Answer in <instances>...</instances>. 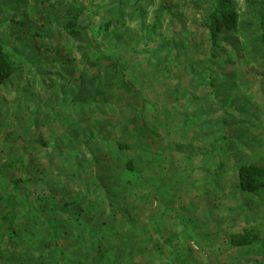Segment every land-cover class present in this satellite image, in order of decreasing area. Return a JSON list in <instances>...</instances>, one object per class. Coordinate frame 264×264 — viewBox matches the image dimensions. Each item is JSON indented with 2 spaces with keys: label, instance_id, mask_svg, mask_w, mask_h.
I'll use <instances>...</instances> for the list:
<instances>
[{
  "label": "rangeland",
  "instance_id": "1",
  "mask_svg": "<svg viewBox=\"0 0 264 264\" xmlns=\"http://www.w3.org/2000/svg\"><path fill=\"white\" fill-rule=\"evenodd\" d=\"M22 1L16 11L13 0H0V40L10 42L5 52L15 66L13 76L0 85V264L98 262L95 244L104 247L101 232L108 234L100 229L110 212L104 206L116 202L120 185L110 166L102 164L108 157L117 160L118 173L124 162L136 159L144 167L147 158L152 178L167 169L177 172L170 190H159L152 204L147 196H154V186L147 188L136 177L144 174L141 165L127 172L129 196L121 203L137 214L134 224L140 232L141 223L153 214L155 230L166 234L159 228L165 219L158 203L170 199V236L178 235L179 242L165 261L175 255L180 263L264 264L255 249L227 247L230 236L244 227L261 229L264 236V189L242 193L235 177L240 165L264 167L262 67L244 63L240 44L245 38L224 31L209 55L207 31L196 29L198 21L188 17L192 0H178L182 19L173 25L179 30V50L164 51L165 43L150 50L162 58L169 54L177 65L164 77L154 68L158 57L150 59L147 47L132 55L121 31L98 40L88 31L71 38L60 29L64 7L26 0L23 9ZM116 1L103 3L105 17L117 11L127 22H151L162 3L169 7V17L173 14L172 0ZM231 1L239 11L253 9L257 2ZM84 50L100 55L101 61L110 52L131 57L130 70L159 89L176 114L169 137L137 138L125 120L149 112L139 106L138 96L117 89L110 69L88 70L80 58ZM203 56L210 62L206 68L197 63ZM96 163L101 164L91 170ZM77 191H84L87 202H73ZM141 196L145 203L137 199ZM62 244L72 249L69 255L61 253Z\"/></svg>",
  "mask_w": 264,
  "mask_h": 264
},
{
  "label": "trees",
  "instance_id": "2",
  "mask_svg": "<svg viewBox=\"0 0 264 264\" xmlns=\"http://www.w3.org/2000/svg\"><path fill=\"white\" fill-rule=\"evenodd\" d=\"M41 1L43 4H49L50 7H54L55 9L61 8V6L64 7L65 10L62 11H64L65 22L60 29L71 38L79 37L88 31L91 38L98 40L105 34L118 30L123 34L125 46L131 48L132 55L138 53L142 47H147L149 51L154 46L161 47V43H165L166 45L163 48L164 51L179 50L176 43L179 30L175 27V24L173 25L174 19H182L179 11L178 13L176 12L178 0L175 2L172 0V4H169L170 12L173 13L170 17L166 12L169 10V7L165 3H162L159 11L153 14L151 22H147L145 19L143 21L130 20L127 22L125 19L120 18L117 11H113V14L108 15L109 17H105L102 11V7H104L103 3L108 1V6L112 0H89V2L86 0ZM124 1L117 0L116 2L122 5ZM12 4L14 6L15 4L17 5L16 11H18V7L20 6L19 0H13ZM21 4L23 5V9H25L27 1L24 0ZM188 5L190 7H187V9H191L190 11L192 12L188 17L191 16L198 21L196 29L207 31L206 37L209 44V55L213 54L222 32L227 31L242 35L245 38L244 42L240 44L241 50L244 52L242 53L244 63H258V66L262 67L260 71L261 77L259 76L260 81H264V0H257L256 4L253 5V9L245 6L244 10L240 11L235 9L231 0H192L188 2ZM204 5L206 8H202ZM171 6L173 7L171 8ZM203 9H206V12H203ZM250 17H252V20H250ZM26 19L28 18H25L23 21ZM93 19H95L94 22H92ZM163 20L164 23L165 21L167 23L164 24ZM166 32L170 36L166 37ZM164 39H170V41L166 42ZM9 46L10 42L2 43L0 40V85L5 84L15 72V66L9 55L5 52V49ZM149 54H152L150 59L158 57L155 53H151V51ZM206 57L208 56L197 58L199 67L206 68L209 65V59ZM80 58L84 61L83 63L86 68L91 71L99 70L104 65L105 67L103 68L111 70L119 91L127 96H138L137 101L140 103L139 106L146 108L149 112L148 115L141 118L131 115L125 120L126 124L135 132L137 138L150 140V137L156 134H164L169 137L170 126L175 121L176 114L170 103L165 102L159 89L154 85L147 84L142 77L137 76L130 70L128 64L131 57L126 56L124 52H110L101 61L102 57L100 55L98 56L96 53H89L84 50ZM157 60L160 61L154 68L164 77H169L170 69L177 66L176 64H172V61L170 62L169 54L163 58L158 57ZM226 142L229 143V140H226ZM106 160L102 164L110 166L108 170L113 173L117 180L120 177L118 168L115 166L117 160L114 157L112 159L108 157ZM149 161L152 160L147 158V164L143 167V163L136 162V159L128 160L124 162L123 169L126 173L135 172L141 165L144 174H137L136 177L147 188L152 189L150 186H154V196H147L150 197L148 199L150 202L148 203L152 204L153 200L151 198L156 197V193L159 190L166 189L169 191L171 187L168 185L170 179H174L178 175L176 171L170 173L167 169L161 176L152 178L153 170L148 171ZM97 164L101 163H96L91 170L95 171ZM137 172L140 173L139 171ZM235 177L238 190L242 193L248 194L264 189V167L261 165H240L236 170ZM21 180L18 178L12 182L14 190ZM120 180L123 181V176ZM179 181L182 183V178L178 180L180 184ZM128 186L127 184L124 188L119 189V192L116 193V202L114 204L109 202L107 203V207L104 206L111 213L109 212L107 218L102 221L103 226L100 229L104 231L106 229L108 234L101 232L104 247L99 243L95 244L98 262L94 264H161L162 262L164 264H179L180 261L175 255L171 262L170 257L167 261L164 260L167 255H170V250L176 249L179 242L178 235L176 238L170 236V211L173 209V206H170V199L168 202L159 201L160 203H158V205L163 206L160 218L165 219L163 221L164 224H160L159 228H164L168 233L163 234L157 228L155 230L156 218L153 217V214L149 215L146 221L141 223L142 232H140L139 227L134 224V221H137V214H132L129 206L121 204L122 202L125 203L126 196H129V194L127 195ZM83 192H75L73 197L76 199L74 200L73 198V202H87L84 201L86 199H84ZM137 199L141 200L142 203H145L147 200L143 196ZM153 205L157 207V204ZM121 223H124V225H121ZM260 230L244 227L242 232L234 233L230 236L227 247L231 250L242 248L241 250L246 249L247 251L252 248L256 250L255 253L261 254L264 257V236L259 235ZM139 234L146 240H139ZM60 251L64 256L69 255L72 249L68 248V245L62 244ZM180 264L192 263L186 260V262L184 261Z\"/></svg>",
  "mask_w": 264,
  "mask_h": 264
},
{
  "label": "crops",
  "instance_id": "3",
  "mask_svg": "<svg viewBox=\"0 0 264 264\" xmlns=\"http://www.w3.org/2000/svg\"><path fill=\"white\" fill-rule=\"evenodd\" d=\"M118 174L120 175V177L117 178V181L120 182L119 189L124 188V186L127 185L126 171L123 168H120ZM122 176H123V181L120 180ZM121 225H124V223H121Z\"/></svg>",
  "mask_w": 264,
  "mask_h": 264
}]
</instances>
